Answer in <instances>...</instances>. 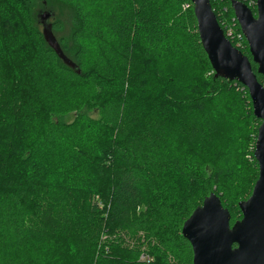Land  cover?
<instances>
[{"label":"trees","instance_id":"16d2710c","mask_svg":"<svg viewBox=\"0 0 264 264\" xmlns=\"http://www.w3.org/2000/svg\"><path fill=\"white\" fill-rule=\"evenodd\" d=\"M52 1L68 15L0 0V264H193L185 221L215 193L233 225L259 177L249 90L216 77L191 0Z\"/></svg>","mask_w":264,"mask_h":264},{"label":"water","instance_id":"95a60500","mask_svg":"<svg viewBox=\"0 0 264 264\" xmlns=\"http://www.w3.org/2000/svg\"><path fill=\"white\" fill-rule=\"evenodd\" d=\"M191 2L201 43L216 77L243 84L249 90L254 114L261 120L254 151L259 177L251 196L239 203L242 218L233 225L229 210L218 195L211 193L185 221L182 234L192 245L193 264H264V84L258 81L249 57L225 35L210 0ZM231 4L252 61L264 78V0H256V15L240 0H231ZM52 15H40L44 38L66 64L74 67L52 32Z\"/></svg>","mask_w":264,"mask_h":264},{"label":"rangeland","instance_id":"374dc122","mask_svg":"<svg viewBox=\"0 0 264 264\" xmlns=\"http://www.w3.org/2000/svg\"><path fill=\"white\" fill-rule=\"evenodd\" d=\"M23 2H25V4L27 5V7H28V9H29V11L31 10H33V16H34V13H37V11H38V9L40 8V7H43V2L46 4V2H47V7L46 8H50V9H52V10H54V11H56V13H57V15L59 16V15H68V13H69V10L67 9V8H65V7H63V6H61L60 4H58V3H56V2H54V1H52V0H23ZM34 27V26H33ZM38 27V26H37ZM36 27V28H37ZM35 28V27H34ZM39 29H43L42 28V26L40 25V27H39ZM90 115H92V116H96V113L95 114H92V113H90ZM71 119V116H68L67 117V120H70ZM93 203V202H92ZM117 235H118V233H116ZM119 236H121V238L123 239V240H126L123 236H122V234H119ZM116 236H114V238H115ZM63 249H67V247H63ZM142 256V255H141ZM141 256H140V259L139 260H143V259H141Z\"/></svg>","mask_w":264,"mask_h":264},{"label":"built area","instance_id":"2783aa9c","mask_svg":"<svg viewBox=\"0 0 264 264\" xmlns=\"http://www.w3.org/2000/svg\"><path fill=\"white\" fill-rule=\"evenodd\" d=\"M141 259L145 260V259H148V257H147L146 255L143 254V255L141 256Z\"/></svg>","mask_w":264,"mask_h":264}]
</instances>
